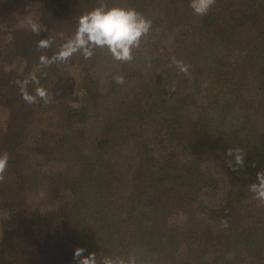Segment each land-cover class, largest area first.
I'll return each instance as SVG.
<instances>
[{"label":"trees","instance_id":"1","mask_svg":"<svg viewBox=\"0 0 264 264\" xmlns=\"http://www.w3.org/2000/svg\"><path fill=\"white\" fill-rule=\"evenodd\" d=\"M36 3L0 0V209L14 213L0 264H75L76 244L95 264H264L251 187L264 172V0H214L204 15L190 0H40L43 31H16ZM101 4L152 21L133 59H54ZM18 58L23 75L7 69ZM206 157L229 181L216 206L202 198L219 185ZM52 163L65 169L44 173Z\"/></svg>","mask_w":264,"mask_h":264},{"label":"clouds","instance_id":"2","mask_svg":"<svg viewBox=\"0 0 264 264\" xmlns=\"http://www.w3.org/2000/svg\"><path fill=\"white\" fill-rule=\"evenodd\" d=\"M214 0H190V7L196 15H204L213 5ZM152 21L139 13L134 8H125L120 6H107L101 4L79 18L78 27L73 40L66 44L54 59L66 61L73 54L80 52L85 59L94 55V49L102 48L112 55L118 61H130L133 59V49L138 47L143 36L149 33ZM35 30V27L33 28ZM41 47H46L47 42L42 41ZM43 63L49 61L41 57ZM173 62L180 66L181 71L187 73L188 66L182 61L173 57ZM115 81L119 84L124 83L123 76H115ZM41 98L46 97L44 90H37ZM29 103L33 98L24 97ZM8 156L0 155V171L6 167ZM259 187L252 185L255 198L264 200V172L257 173ZM73 260L75 264H95V253L88 251L84 247H78L74 250ZM104 264H110L105 261Z\"/></svg>","mask_w":264,"mask_h":264},{"label":"rangeland","instance_id":"3","mask_svg":"<svg viewBox=\"0 0 264 264\" xmlns=\"http://www.w3.org/2000/svg\"><path fill=\"white\" fill-rule=\"evenodd\" d=\"M104 1H109V0H104ZM39 3H40V0H37V3L35 5H33L30 9H27L22 14V16L19 20V23L17 25L16 31L19 32L22 29H24V28L28 29L29 27H31V28L36 27L38 32L43 31V29H44L43 24H44V21L46 20V18L44 16H45L46 12L41 10ZM37 4H39V5H37ZM68 67L66 69V65H63V64H61V66H59L60 72H62L64 74L63 76L65 78H69V80H71V82H72L74 80L75 75H76V69L74 66H68ZM7 69L10 72H14V73H17L19 75H23L25 73L24 71H25L26 67H25L23 60L18 58L16 61L8 64ZM46 72H53L52 68L49 67L47 70L43 71V73H46ZM106 83H107V81H106ZM211 89H212L211 87H204L202 89V93L197 99V103H196V106L194 107L195 108L194 110H198L200 108H203L206 105L207 96L211 92ZM202 168H203L205 173L213 174L219 178V185L216 188L205 189L202 193V198L205 200V202H207L211 206H216L219 204L222 196L227 191L229 181L226 179V177H224L222 175H218L214 171L213 161L208 157L204 158ZM41 169L44 173L51 174V173H57V172L63 171L65 168L62 165L52 163V164L42 165ZM39 198L40 197H36L35 201L37 202L39 200ZM255 201H257L258 203L264 202V200H258L256 198H255ZM13 218H14V213H13V210L11 208L3 207L2 209H0V239H1V225L3 223L2 220L7 219V220L11 221ZM76 246L78 248L80 246V244H76Z\"/></svg>","mask_w":264,"mask_h":264}]
</instances>
